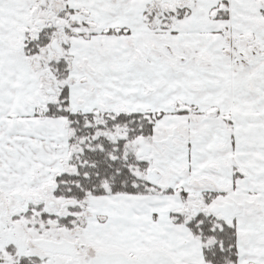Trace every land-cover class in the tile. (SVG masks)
<instances>
[{
    "label": "crops",
    "instance_id": "1",
    "mask_svg": "<svg viewBox=\"0 0 264 264\" xmlns=\"http://www.w3.org/2000/svg\"><path fill=\"white\" fill-rule=\"evenodd\" d=\"M33 1L0 0V117L34 112L22 104L37 89L38 80L27 59L28 66L22 64L25 56L14 38L27 28L24 20ZM45 1L49 5L50 0ZM66 4L85 12L81 21L95 23L93 37L74 42L73 110L96 111L109 95L107 106L113 111L165 113L155 129L166 133L178 128L184 139L164 149L169 182L159 193L97 198L95 236L131 252L145 251L160 241L177 263L203 264L199 240L185 225L169 221L173 212L183 210L182 197L164 191L220 192L236 183L235 191L218 198L221 203L249 192L264 196V140L252 146L237 137L233 140L221 120L234 118L236 111L264 110V0H230L229 19L215 20L211 19L219 0H67ZM51 7L57 12L64 9V2L51 0ZM180 9L186 14L170 29L162 30L159 20H150H156L155 12ZM235 41L242 44L240 55L231 50ZM162 44L171 46L173 53L162 52ZM62 155L50 154L52 166L44 154L32 162L55 167ZM234 156L237 170L232 166ZM239 170L246 177L235 181ZM198 177H206L208 183L202 179L192 183ZM235 227L237 264H264V197L263 209L244 210Z\"/></svg>",
    "mask_w": 264,
    "mask_h": 264
},
{
    "label": "trees",
    "instance_id": "2",
    "mask_svg": "<svg viewBox=\"0 0 264 264\" xmlns=\"http://www.w3.org/2000/svg\"><path fill=\"white\" fill-rule=\"evenodd\" d=\"M64 2L63 15H69V20L74 25L65 31L70 37H92L95 35V23L83 21L78 23L73 19L80 12V8L72 9ZM264 17V9H262ZM156 20L160 21V29H170L177 18L186 14V9L175 12L154 13ZM230 0H219V7L215 19H229ZM80 28L84 32H80ZM27 29H30L27 27ZM149 30H152L149 28ZM73 32V34H72ZM25 34V54L27 57L36 56L55 41V29L51 25L40 28L35 36ZM116 34V31H106V34ZM121 33V32H120ZM49 66L59 81L68 79L70 73L69 55H61L53 58ZM69 87H62L56 103L49 104L42 117L65 118L70 129L69 146L72 149V159L75 166L74 175L61 178L60 195L76 200L89 201L95 197L110 195H151L159 193L157 186L150 184L144 177L147 163L141 158V153L129 147V143L154 136L155 124L165 113L142 112H73L69 107ZM238 173H235V181ZM67 183V185H65ZM235 184L230 186L231 189ZM166 194H179L184 201V208L171 214L169 221L174 224H182L188 227L203 250V264H237L238 232L235 227V219L240 212L252 209L255 201L242 198L240 203H225L224 205H241L244 210L238 213L214 212L199 206L194 195L183 189H167ZM225 193H222L224 195ZM218 194L206 196L205 205L215 203L214 198ZM198 203V204H197ZM241 212V213H242ZM72 219V218H71ZM64 224L68 220L63 219ZM107 241H110L107 239ZM111 248L126 260L133 263L146 262L149 254L157 253L168 259L174 260L173 255L166 251L160 241H154L145 251L131 252L119 246L111 245ZM114 251V252H115ZM176 262V261H175ZM15 264H39L36 259L21 257Z\"/></svg>",
    "mask_w": 264,
    "mask_h": 264
},
{
    "label": "rangeland",
    "instance_id": "3",
    "mask_svg": "<svg viewBox=\"0 0 264 264\" xmlns=\"http://www.w3.org/2000/svg\"><path fill=\"white\" fill-rule=\"evenodd\" d=\"M38 1L32 2V7L38 8L36 16L33 17L31 20L32 23H29L27 25L30 29H22L23 31L19 33L14 38L19 39L25 37V34L30 30L28 35L35 36L36 29L39 28H46L49 24H51L52 29H56L58 25L60 24V31L56 32V36L58 38H61L63 35V19H62V11L63 9H59L57 11L58 14H53L51 7V0L49 1V5L47 1H44V6L37 5ZM55 7V6H54ZM57 9V8H56ZM30 13V11H29ZM42 20L43 22L39 25H37L36 21ZM30 25V26H29ZM80 32H84L82 28L79 30ZM23 41V40H22ZM61 42V40H59ZM65 54L66 51H65ZM58 55H56V51H54L51 46L47 49L46 52L41 53L36 56H29L27 58V63L29 67H32L33 69V76L37 77L38 80V88L40 89V85H45L44 88L48 89L49 91H59L67 85H71V81L68 79L64 81H59L55 77L54 73L52 72L49 62L53 58H56ZM71 72V75L73 73V68L69 67ZM55 91V93H56ZM58 93L49 95L44 90L40 92V95L44 101V103L48 102H55V100L58 97ZM35 96H33L34 98ZM32 99V98H31ZM30 99L25 101L23 104L24 107H33L34 112L43 113L46 110V105L44 104L45 108L41 105H38L36 102V97L33 104L30 103ZM9 103H12L10 101ZM106 105L104 102H100L99 110L102 107V105ZM23 110V108H22ZM21 111V109H20ZM31 111V110H30ZM100 111H104L100 110ZM116 112H120L117 109H115ZM23 112V111H22ZM262 112V111H260ZM19 114L11 115V117H0V185H3L5 187H16L21 188L19 190L25 191L24 187H26L27 184V170L29 168L28 161L32 163L33 159H36L38 156H41L42 154L48 156V159L44 156L45 161H47V164L49 166H52L51 162V153H55L57 149L62 148L66 150L67 149V132L65 131L66 126L65 120H58V121H51V123L47 122L46 125H49L47 129H43L45 126H35L37 123V120L35 119V116H32V112L28 116L25 117V120L19 119L17 122L19 123L18 126L21 127V129L16 130L14 132H10V130L7 131L8 127H10L12 124H14L12 117H16ZM21 116V115H20ZM17 118V117H16ZM187 120H189L187 118ZM229 126L233 125V119L230 121H227ZM158 124V121L157 123ZM70 131V129H69ZM54 134L52 140L46 135ZM253 135L257 136L259 139H262V136L260 133H252ZM164 132L163 129L158 128L155 131V134L153 137L148 138L147 140H142V144L147 148L143 149L142 144L135 141L131 144V148L135 146V150L140 152L142 154L143 160L147 163V170L144 171V177L146 178L147 173L149 170L156 169L162 173L161 179L158 183V188H164L166 187V184L169 182L168 178V170L165 166V152H164V146L161 144L162 139L164 138ZM153 139H155L153 141ZM157 140V141H156ZM55 141V142H54ZM156 142H159L161 146H163V151H159L158 146L155 144ZM56 144V145H54ZM50 145H53L52 148H50ZM130 146V144H129ZM246 146H250L246 144ZM252 146V145H251ZM40 150V152H39ZM56 154V153H55ZM20 162V164L18 163ZM55 167H45L46 169V176H51V174L48 172L49 169L54 171L53 174L56 175V173L60 172V165L59 160L54 161ZM123 196V195H121ZM199 201L198 203L202 202L200 198H197ZM97 198L92 199L91 204V211H94V206ZM29 201L31 203H29ZM49 200H46L48 202ZM62 200L55 199L56 203V209L52 210V214H58V209L60 205L62 204ZM218 204L220 203L219 200H216ZM32 200L27 199L25 203L22 205H17L15 203V199H8L7 203H1L0 202V264H14L18 259L21 257H28L36 259L39 264H66L65 261L60 257H55L56 255H50L46 254L42 250L38 248H34V246L31 244V241H29V244L26 243V240L28 238L37 237L39 238L41 236V233L36 230L34 224L36 223V216L37 212H28V215L23 216L29 209L32 208ZM36 206L35 204H33ZM19 209V211H18ZM13 211L15 213L13 214ZM89 220V219H88ZM52 220L48 219L43 220L41 219L39 222H49V224H54L51 222ZM60 223L63 224V222L60 220ZM30 226L31 230L30 233H27L26 228L27 226ZM67 226V225H66ZM50 226L48 225L47 228ZM97 225L94 222L93 225V219H90V221L86 224V230L87 234L92 235V240L96 242L97 244L105 247L107 246L108 250H104V252L101 254L99 252L91 253L90 260L92 259V262L89 264H130L131 262L126 260L123 256H121L119 253L116 254V251L111 248V245L117 246L114 244L111 240L107 241L105 238H98L95 236V233L93 232L94 229L97 230ZM61 231H64V229H61ZM149 249V247L147 248ZM115 251V252H114ZM128 251V250H127ZM161 255L157 253H151L149 254L148 258H146V262L143 264H179L169 260H161ZM134 264H141V263H134Z\"/></svg>",
    "mask_w": 264,
    "mask_h": 264
},
{
    "label": "flooded vegetation",
    "instance_id": "4",
    "mask_svg": "<svg viewBox=\"0 0 264 264\" xmlns=\"http://www.w3.org/2000/svg\"><path fill=\"white\" fill-rule=\"evenodd\" d=\"M34 1H38V0H34ZM43 4H44L43 0H41L40 2H37L38 7L44 6ZM37 10H38V8L32 7V3H31L30 4V10L28 8L27 17L24 20V24L26 26L29 23H32L31 20L33 19V17L36 16ZM29 11H30V13H29ZM63 11H64V9H63ZM52 13L54 15L58 14L56 12V9H52ZM84 14H85V12L81 9L80 12L73 17V19L75 21H77L78 23H82L83 21H81V19L79 17H82ZM62 19L64 22L63 34H62L63 36L61 38H58L56 36L54 38L55 41H53V43H51L50 46L54 51H56V55H58V56L65 55V51H66V53L69 55L70 67H72V63L74 60V58H73L74 42H75V40L81 39L84 37H80V36L70 37L71 34L67 33L65 30L67 28L72 29V26L74 25L73 20L70 21L69 15H67V14L63 15ZM42 22H43L42 20L36 21L37 25L41 24ZM60 24H61V22H60ZM60 24L55 29V33L60 31V29H59ZM49 25H51V24H49ZM39 29H36V31ZM72 34H73V32H72ZM87 38H90V37H87ZM25 39H26L25 37H24V39L23 38L16 39V44L20 49H22L23 55L25 56V59L22 60V61H24L22 64L25 63V65L28 66L27 63L25 62L26 59L28 58L25 54V49H24ZM59 40H61V42H59ZM12 41H14V40H12ZM232 44H233L231 47L232 52L236 53L238 55L240 49L242 48V44L240 42H237V41L233 42ZM161 46H162V52H163V49H164V52L166 49L169 52V54L173 53L172 51H174L172 49V47L167 45V44H162ZM48 48L49 47L45 48L42 53L46 52ZM239 55H240V53H239ZM238 62L241 63L243 61H242V59H238ZM71 72L72 71H70L69 77H68L69 81H71ZM68 84L69 83H67V85H65V86L69 87V95H70L71 85H68ZM39 87H40V89L39 90L36 89L34 91V93L29 97V99L31 100L30 101L31 104L35 103L34 102L35 97H36L37 104L40 106L42 105L44 108H45L44 104L46 105V108H47V106L49 104L57 102V99H56L55 102L44 103V101L40 95V92L42 90H44L49 95H53V94H56L58 92L56 90H55L56 93L54 90L49 91L48 89L44 88L45 85H40ZM92 90H94V89H92ZM60 91H59V93H60ZM59 93H58V95H59ZM33 96H35V97L33 98ZM109 100H111V97L109 95H107L103 101L104 103H106V105L103 104L102 107L100 108V110L104 109V111H107V112L120 113V112H116V111H113L112 109L108 108L107 104L109 103ZM25 101L23 102V104L25 103ZM69 107L73 112L86 113L84 111L73 110V108L71 107V100L69 102ZM100 110L98 109L96 111H91V112H97ZM183 110H188V109L184 108ZM236 112L237 113H234V116H235L234 118L229 116V117H223L221 119L223 121V123L228 126L232 139L234 140L236 137L240 138L241 143L244 145H246V144L252 145L255 143H260L259 138L252 134V133H255V131H256V133L261 134V136H262L261 140H264V110H262V112H259V113H254V112H250V111H236ZM43 113H39L36 111V112H33V114H32V116H35V119L37 121L43 123V126H45L47 122L51 123L52 120L53 121L65 120L64 125L66 126L65 131L67 132V134H66L67 135V149L66 150L63 149V151H62V148H60V149H57V151L55 152L56 154H61V153L63 154L60 158H57V160H59L60 172L56 173V175H55V174H53L54 171L49 169L48 172L51 174V176L47 177L46 176L47 172H46V169L44 166L36 165L33 162L30 163V161H28V163H30V164H29V168H28L27 174H26L27 175V184H28L26 187H24V189H26V190L25 191L19 190V189L23 188L21 186L18 189V188H16L18 186H16V187H5L3 185H0V202L6 204L8 199H15V203L17 205H22L23 203L26 202V200L28 198L31 199L33 204H35L36 206H34L32 204V208L29 209V211H27L23 216L28 215L27 214L28 212L29 213L30 212H37L36 223L34 224V226H35L36 230H38V232L41 233V236L39 238H37V237L28 238L26 240V243L29 244V241H31V244L34 246V248H38L36 245H34V242L38 241V240H48V241H54V242H58V243L62 242L63 240H67L71 243H76V245H77L76 252H74V254L76 253V255L75 256H69V255L68 256H55V257L62 258L66 264H89L92 262V259L90 260L91 253L99 252L102 254L104 252V250H108L109 253L111 251L109 250V248L107 246L103 247V246L97 244L96 242H94L92 240V238H94V237H92V235H90V234H87L86 224L90 221V219L94 218V212L91 211V208H90L91 204H92V199L89 201H76V200H72V199H69V198H66V197L60 195V193L62 191L60 187H61V184H63L61 178L63 176H67V178H69L70 176L74 175L73 173L75 172V166L73 164V159H72V152L73 151L69 146V136H70L69 125H68V122L65 118L42 117ZM122 113H124V112H122ZM128 113H130V112H128ZM148 113H151V112H148ZM25 116H28V115H25ZM164 116H165V114L160 119H162ZM10 117H11V115H10ZM16 117H12L14 124H12L10 127H8L7 131L10 130V132H14L16 130L21 129V127L18 126L19 123L17 122V120H19V119L25 120V117H23V115H21V116L18 115ZM231 119H233V125L229 126L227 121H230ZM159 120H157V121H159ZM186 124L188 126L189 123L186 122ZM48 126L49 125H46L43 129H45V128L47 129ZM155 126H156V124H155ZM155 131H156V129H155ZM0 135H1V132H0ZM46 135L49 136L48 134H46ZM164 135L165 136L161 142V144L164 146V149L173 148V147L177 146V144H179L181 142V140H184L182 135L180 134V131L178 130V128L170 129L166 133L164 132ZM147 139L148 138L141 139L137 142L142 144V140H147ZM154 140L155 139H153V141ZM235 140H237V139H235ZM132 143H129L130 148H131ZM155 144L158 146L159 151H163V146H161V144L159 142H156ZM142 147H143V149H147L143 144H142ZM133 148H135V146H133ZM39 152H40V150H39ZM141 158H142V154H141ZM233 158L235 161H234V164L232 166H233V169L237 170V168L239 169V163L236 160L235 156ZM46 167L51 168L49 166H46ZM153 170H156V169H153ZM238 174H239V176L237 177L238 180H241V179H243V177L244 178L246 177V175L242 172V170H239ZM161 176H162V173H161ZM237 178H236V180H237ZM146 179H147V176H146ZM201 179L205 180L206 183H208V180H206V177H198L197 179L192 181V183L196 182V180H199L201 182ZM147 181H148V179H147ZM234 184H235V187L233 189H231L229 186V187H227V190L220 191V192H216L214 190H205V191L200 192V193H191V194L194 195V197L197 201H199L197 198L201 199L202 202H200L199 204L197 203L199 206H201V207L203 206L205 210L210 209L211 212L212 211H214V212L221 211V212H228L231 214L238 213L239 211L244 210L243 207H241V205H239V204L238 205H235V204L224 205V204L225 203H234V202L240 203L241 201H243L242 198L252 199L255 201V204L252 208L253 210L263 209V197L264 196L262 197L260 195H257L254 192H249L246 195L240 196L242 198H237L236 201H234V200H232V201L230 200V202L222 201V203L220 201L219 204L217 202H215L211 206L205 205L206 196L218 194V196L215 197L214 200L215 201L219 200L218 198L222 195V193H225V191H235L236 190L237 185H236V183H234ZM65 185H67V183H65ZM157 185L158 184L153 185V186H157ZM95 198H98V197H95ZM55 199H59V200L63 201L62 204L60 205L59 209H58V214H55V213L52 214L51 213L52 210L56 209ZM46 200H49V201L46 202ZM29 203H31V202L29 201ZM226 207H237L238 211L230 212V211L226 210ZM18 211H19V209H18ZM14 213H15V211H13V214ZM41 219L46 220V221L48 219H50V220H52L51 222H53L54 224L50 225L49 222L48 223L47 222H44V223L39 222ZM63 219L68 220V224H64V223L61 224L60 220L63 222ZM48 225L50 226L49 228H47ZM25 228H26L27 233H30V230H31L30 226L28 225ZM61 229H64L65 233L63 231H61ZM82 246H84V250L82 249Z\"/></svg>",
    "mask_w": 264,
    "mask_h": 264
},
{
    "label": "water",
    "instance_id": "5",
    "mask_svg": "<svg viewBox=\"0 0 264 264\" xmlns=\"http://www.w3.org/2000/svg\"><path fill=\"white\" fill-rule=\"evenodd\" d=\"M165 52L169 54V52L165 49ZM148 182L152 185L158 184L161 179V173L158 170H149L147 173ZM227 211L236 212L238 211L237 207H226ZM40 250L45 252L46 254L56 255V256H75L76 253V243H71L67 240H63L62 242H54L48 240H38L34 242ZM84 250V246H82Z\"/></svg>",
    "mask_w": 264,
    "mask_h": 264
}]
</instances>
